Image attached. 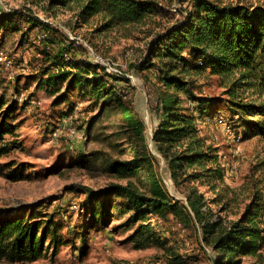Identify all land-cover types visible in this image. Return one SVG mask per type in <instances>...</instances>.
<instances>
[{
  "label": "rangeland",
  "instance_id": "obj_1",
  "mask_svg": "<svg viewBox=\"0 0 264 264\" xmlns=\"http://www.w3.org/2000/svg\"><path fill=\"white\" fill-rule=\"evenodd\" d=\"M153 1L159 12L144 23L101 30L98 17L78 22L73 11L50 10L46 0H0V19L13 20L0 28V96L12 106L6 124L14 127L5 134L8 149L0 157V215L35 210L36 220L51 219L55 234L47 238L56 240V246L34 261L0 258V264H170L167 257L172 252L187 264H214L217 253L202 240L199 227L184 224L170 210L164 216L147 215L161 243L143 247L131 237L138 222L128 221L130 213H119L125 198L106 195L112 201L106 221L91 220L87 189L131 183L144 192V170L122 177L110 169V164L137 156L151 165L170 196L186 202L188 189L195 185L208 201L211 219L236 218L255 192L264 200V132H254L245 119L231 112L228 86L211 73L203 56L189 49L183 51L188 91L179 92L181 108L194 113L198 134L217 149L222 179L216 185L227 186L235 202L221 210L211 201L215 193L209 185L187 180L177 185L171 178L152 140L161 120L156 107L161 63L150 56L157 65L144 70L138 65L146 59L156 34L185 19L190 4L189 0ZM36 19L44 26L35 25ZM64 46L70 48L62 52L61 65L48 68L44 50L54 54ZM99 58L101 62L96 61ZM77 66H97V72L104 73L109 96L121 97L142 123L140 135L121 123L119 115L113 118V111L119 112L113 100L102 101L89 87L67 89L68 77L55 83L46 80L49 72H73ZM199 99L201 111L196 108ZM258 218L264 230V204ZM238 264L264 261L243 256Z\"/></svg>",
  "mask_w": 264,
  "mask_h": 264
},
{
  "label": "trees",
  "instance_id": "obj_2",
  "mask_svg": "<svg viewBox=\"0 0 264 264\" xmlns=\"http://www.w3.org/2000/svg\"><path fill=\"white\" fill-rule=\"evenodd\" d=\"M47 7L54 10L62 7L73 11L78 22L86 23L93 17L100 20L99 28L109 30L126 28L144 23L150 16L159 12L153 0H46ZM190 8L186 18L156 34L144 62L138 65L144 70L157 65L150 56L157 57L161 90L157 100V111L161 120L156 126L152 140L155 149L165 159L171 178L178 185L183 181H199L210 186L215 193L211 200L226 210L234 198L228 196V187L218 188L216 180L222 179V170L217 162V149L207 144L196 129V116L181 108L180 91L187 90L184 75L188 68L184 65L183 51L189 49L193 55L203 56L216 74L228 86L229 109L239 114L254 132H264V0H189ZM13 23L12 18L2 17L0 28ZM36 24L44 26L36 19ZM20 30L19 28H16ZM69 46L59 48L54 54L46 53L48 68L61 65L62 52ZM97 66H77L75 71L62 70L47 75L48 82L68 80L66 87L83 89L89 87L90 93L100 99L113 100V118L125 123L140 135L142 123L135 114L123 104L121 97L113 99L107 92L104 73L97 72ZM203 69V68H202ZM201 68L200 70L202 72ZM196 71V70H195ZM47 73V72H46ZM92 75V77H89ZM107 92V93H106ZM199 102V103H198ZM197 109L201 111V99ZM195 108V107H194ZM12 106L0 96V157L6 154L5 134L11 133L13 126L7 125ZM255 115V120L246 117ZM112 171L120 172L122 177L145 171L144 192L131 183L113 184L99 191L86 190L90 198L91 220L105 222L110 213L111 200L108 194L127 200L119 213H130L128 221L138 225L131 237L140 247L155 241L151 224L146 221L149 213L164 216L170 210L181 222L198 226L202 240L217 253L214 264H238L241 257L249 256L264 261V230L259 215L264 200L255 192L245 203L239 215L233 219L216 216L209 217L210 208L203 192L191 186L186 194V202L170 196L161 184L151 165L143 156L126 162L110 164ZM191 170L192 172H187ZM96 204H100L96 206ZM35 211V210H34ZM33 210L18 215H0V258L11 262L34 261L42 257L48 248L56 246L55 229L50 228L51 219L36 220ZM41 221V222H40ZM45 243H47L45 245ZM170 264H187L179 255L171 253Z\"/></svg>",
  "mask_w": 264,
  "mask_h": 264
},
{
  "label": "built area",
  "instance_id": "obj_3",
  "mask_svg": "<svg viewBox=\"0 0 264 264\" xmlns=\"http://www.w3.org/2000/svg\"><path fill=\"white\" fill-rule=\"evenodd\" d=\"M96 61H100V58H99L98 60H96ZM100 62H101V61H100ZM72 207L75 208L76 206L73 204Z\"/></svg>",
  "mask_w": 264,
  "mask_h": 264
}]
</instances>
